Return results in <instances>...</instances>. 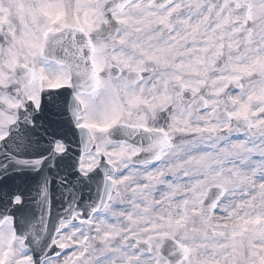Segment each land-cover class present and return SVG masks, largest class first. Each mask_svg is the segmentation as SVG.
Returning <instances> with one entry per match:
<instances>
[{"label":"snow or ice","instance_id":"1","mask_svg":"<svg viewBox=\"0 0 264 264\" xmlns=\"http://www.w3.org/2000/svg\"><path fill=\"white\" fill-rule=\"evenodd\" d=\"M0 264H264V0H0Z\"/></svg>","mask_w":264,"mask_h":264}]
</instances>
